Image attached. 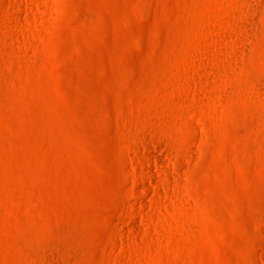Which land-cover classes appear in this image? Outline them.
I'll return each instance as SVG.
<instances>
[{
	"label": "rangeland",
	"instance_id": "1",
	"mask_svg": "<svg viewBox=\"0 0 264 264\" xmlns=\"http://www.w3.org/2000/svg\"><path fill=\"white\" fill-rule=\"evenodd\" d=\"M0 264H264V0H0Z\"/></svg>",
	"mask_w": 264,
	"mask_h": 264
}]
</instances>
